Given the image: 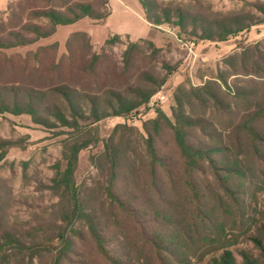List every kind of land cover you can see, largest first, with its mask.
Segmentation results:
<instances>
[{
    "label": "rangeland",
    "instance_id": "374dc122",
    "mask_svg": "<svg viewBox=\"0 0 264 264\" xmlns=\"http://www.w3.org/2000/svg\"><path fill=\"white\" fill-rule=\"evenodd\" d=\"M12 1L0 0V18L6 20ZM155 1L200 16L203 25L199 30L192 22L180 27L176 19L151 24L139 0H109L105 19L58 26L37 43L1 51L0 79L34 87L55 81L52 55L67 53L71 34H77L78 60H88L89 41L90 51L101 59L98 84L88 83L91 74L83 75L85 89H80L75 114L63 104L77 120V129L0 111V245L7 232L30 247H4L0 264H107L88 235L89 215L122 264H209L225 249L237 261L241 250L257 256L249 238L264 236V147L251 149L257 142L245 127L264 141V0ZM235 22L244 29L225 35ZM114 35L119 40L107 44ZM130 42L137 47L131 52L134 65L127 68L124 52ZM54 45L56 49H48ZM85 58L79 66L87 65ZM96 86L105 90L98 93ZM87 93L99 94L95 112ZM116 93L126 104L150 95L137 108L114 116ZM179 126L194 149L221 148L225 161L241 159L244 177L230 178V183L242 181L237 202L228 201L218 177L202 161L195 168L186 166L175 140ZM82 143L87 145L66 174L69 147ZM111 179L124 209L107 194ZM64 181L73 193L66 191ZM188 182L209 196L204 204L213 210L206 224L191 219L196 201L187 191ZM73 195L81 211L75 210ZM174 230L179 241L169 235ZM161 237L163 248L153 253L145 241ZM178 245L182 250L175 258Z\"/></svg>",
    "mask_w": 264,
    "mask_h": 264
},
{
    "label": "trees",
    "instance_id": "16d2710c",
    "mask_svg": "<svg viewBox=\"0 0 264 264\" xmlns=\"http://www.w3.org/2000/svg\"><path fill=\"white\" fill-rule=\"evenodd\" d=\"M141 3V8L145 19L155 25H160L164 23H171L172 19H176L177 26L186 27L188 22L194 24V30H199L200 26L203 25L202 17L191 16L186 13L181 7H164L160 6L155 0H139ZM109 0H15L10 3L7 7V17L6 20L0 18V53L1 51H10L12 49L29 46L38 41L52 36L58 26L75 24L84 18H90L95 20H102L109 16L110 12L108 9ZM182 22V23H181ZM184 25V26H183ZM202 28V27H201ZM203 29V28H202ZM201 29V30H202ZM244 29L242 23H234L233 28H228L225 35L232 34ZM77 34H71L66 41V54H61L60 57L57 55H52L51 67L53 68V75L55 76V81H52L50 85L44 87H34V86H24L20 83L8 84L0 79V111L9 112L13 114H28L31 116L33 122L42 124L45 126H50V119L58 122L62 126H67V128L77 129L79 127L77 120L74 116H68L66 114V109L72 111L75 114V107L77 106L76 101L78 96H80V89H85L82 86L84 81V74H91L93 78L88 81V83H97L96 72L97 65L100 63L101 55L93 54L90 49L92 44L90 41L87 44L88 53L87 58H85L84 65H80V60L77 59V51L74 50V36ZM82 36L86 37L85 33H81ZM87 38V37H86ZM88 39V38H87ZM119 36L114 35L112 38L106 41L108 44H112L114 41H118ZM137 47V43L130 42L127 51L124 52V60L127 68L134 65V60L131 57V52ZM48 47H44L41 50H47ZM56 49L57 45L52 48ZM83 69V70H82ZM97 70V71H96ZM53 79V80H54ZM90 90V89H89ZM103 88H98L96 86L95 91L101 93ZM112 90V89H110ZM85 97L95 108L93 111L97 110L98 107V95L91 97L92 94H86ZM84 95V96H86ZM89 95V96H88ZM115 102L118 103L119 109L114 112V116H120L123 112H129L134 108H137L144 102H146L149 95L141 99V101L134 100V102L126 104L124 98L121 94H114ZM65 105V108L63 106ZM111 107L113 106L110 104ZM109 105V106H110ZM106 112L103 111V115L106 116ZM102 115V117H103ZM53 125V123H52ZM175 140L177 142V147L180 151L181 157L184 159L186 166L188 168H195L198 166V162L202 161V165L206 164L208 170H210L213 175H215L219 181V186L223 190L224 196L231 201L237 202L236 192H239V187L241 182L230 183V178L232 176L244 177L245 173L242 170L241 159L235 158L231 162L225 161L221 156V148H211L207 151L203 149H194L185 135L181 126L174 128ZM245 131L248 136L253 140L256 145H252L251 149L264 147V141L256 139L255 130L249 125H246ZM255 140V141H254ZM1 143H5L1 141ZM87 143L77 144L73 147H69L70 155L66 156L68 171L66 174L71 173L73 168V163L77 160V155L81 149H83ZM150 156L153 160H156V154L153 147H150ZM114 180H110V185L107 187V194L109 195L111 201L124 209V203L118 197H116L112 188ZM188 190L193 197H195V205L192 213L191 219L198 222V224L207 223L205 220L208 215L211 214L213 209L208 210L204 204L208 194L204 192L200 187H197L191 182L187 183ZM64 187L68 193H71L74 188L69 182L64 181ZM73 193V192H72ZM75 201L76 209L81 211V202L73 195ZM161 201V200H160ZM162 202V201H161ZM218 202L213 205L215 208H220ZM239 204V203H238ZM240 205V204H239ZM88 221V235L93 240L97 251L101 253L102 257L105 259L107 264H122L121 258L112 256V251L108 248L106 238L104 233L101 232L98 224L94 222V219L89 215L87 216ZM264 228V227H263ZM174 232V233H173ZM169 233L172 240L179 241V236L174 230ZM143 235V233H142ZM66 249H71L72 243L67 241L63 234H60ZM156 237V236H154ZM2 239L4 243L0 245V250L6 246L21 249H30L27 246H21L17 238L13 235L5 232ZM255 249L258 251L257 256L253 255L247 251H239L238 255L241 260L237 261V256L231 250H222L213 259L210 260L209 264H264V236L263 234H254L249 238ZM150 245L153 253L158 254L159 245L163 242L162 237L160 241L153 242L152 238H147L145 241ZM164 243V242H163ZM70 246V247H69ZM180 245L175 247L174 256L175 258L179 255ZM6 250V249H5ZM169 260V259H168ZM8 264V261L6 262ZM162 263V262H161ZM55 264H58L57 261Z\"/></svg>",
    "mask_w": 264,
    "mask_h": 264
},
{
    "label": "built area",
    "instance_id": "2783aa9c",
    "mask_svg": "<svg viewBox=\"0 0 264 264\" xmlns=\"http://www.w3.org/2000/svg\"><path fill=\"white\" fill-rule=\"evenodd\" d=\"M165 97L164 96H161L159 99L162 101Z\"/></svg>",
    "mask_w": 264,
    "mask_h": 264
}]
</instances>
